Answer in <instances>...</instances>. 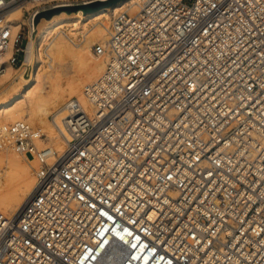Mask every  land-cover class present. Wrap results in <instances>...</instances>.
I'll return each instance as SVG.
<instances>
[{"label":"built area","instance_id":"2783aa9c","mask_svg":"<svg viewBox=\"0 0 264 264\" xmlns=\"http://www.w3.org/2000/svg\"><path fill=\"white\" fill-rule=\"evenodd\" d=\"M95 1L0 0V75L25 67L39 13ZM92 51L109 63L91 109L65 105L61 152L28 121L0 131L39 162L0 211V264H264V0H143Z\"/></svg>","mask_w":264,"mask_h":264},{"label":"bare ground","instance_id":"6f19581e","mask_svg":"<svg viewBox=\"0 0 264 264\" xmlns=\"http://www.w3.org/2000/svg\"><path fill=\"white\" fill-rule=\"evenodd\" d=\"M142 1L123 0L88 14L82 9L73 12L62 10L50 18L43 17L38 23L36 38L29 44L28 66L21 75L25 86L20 87L21 92H18L14 82L4 88L6 94L0 101V131L6 124L28 120L40 125L48 134V143L61 152L64 149V139L58 133L57 124L61 126L65 105L76 97L91 109L85 90L90 82L93 83L106 72L109 63L107 56L93 54V44L107 42L109 21L115 13L126 10L132 14L138 13ZM30 7L31 4L26 5V8ZM23 14L24 9L17 8L9 17L14 34L20 29L21 23L26 21ZM81 34H86L83 42H76L71 38L78 39ZM45 45L46 58L42 53ZM11 52L12 46L7 52L6 60ZM37 55L40 63L47 62L49 67L43 68L40 64L36 66L34 61ZM14 73V66L7 62L5 71L0 75V86L10 80ZM50 115L54 119L51 120ZM39 144L44 146L43 141ZM19 155L10 147L0 148V211L9 215H14L23 208L36 187L29 165L31 163L27 164ZM34 165L39 168L36 159Z\"/></svg>","mask_w":264,"mask_h":264},{"label":"rangeland","instance_id":"374dc122","mask_svg":"<svg viewBox=\"0 0 264 264\" xmlns=\"http://www.w3.org/2000/svg\"><path fill=\"white\" fill-rule=\"evenodd\" d=\"M120 3V2H119ZM62 10H66V9H61V11ZM66 11H68V10H66ZM97 11V10H96ZM95 11V12H96ZM60 11H54L53 12V16L55 15V14H58ZM109 22H111V21H109ZM108 22V23H109ZM46 49H47V46L45 45V48H43V51H42V53H43V56H44V53L46 52ZM45 50V51H44ZM93 52V51H92ZM94 54V53H93ZM44 58H46L45 56H44ZM35 62V65L36 66H38V64H40V66H42L43 65V68L44 67H49V63H47V62H45V63H40V57H38V55H37V57H36V60L34 61ZM28 66V64H26L25 65V67L24 68H21V69H18L17 67H14L15 68V73H14V75H13V77L10 79V80H8L4 85H2V86H0V101H1V99L4 97V95L6 94V91H4V88H5V86H7L8 84H10L11 82H14V84H15V87L18 89V92H21V90H20V87L21 86H25V84H22V77H21V75H22V72L25 70V68ZM71 76L73 75V73L72 74H70ZM67 78H65V80H66ZM90 83H92V82H90ZM89 83V84H90ZM28 90V88H26L25 89V91H27ZM76 98V97H75ZM74 99V98H73ZM49 118L52 120V119H54V117L52 116V115H50L49 116ZM26 121H28V120H26ZM30 124H32L33 126H35V127H38V128H41V126L40 125H38V124H33L32 122H30V121H28ZM42 130H43V128H41ZM22 159H24V161L27 163V164H29V163H31V164H29L30 165V167H31V171H32V176H33V178L35 177V171L37 170V168L38 167H36L35 165H34V162H35V159H32V158H30V157H28V158H26V157H24V156H22V155H19ZM3 212V211H2ZM4 213H6V212H4ZM8 214V213H7Z\"/></svg>","mask_w":264,"mask_h":264},{"label":"water","instance_id":"95a60500","mask_svg":"<svg viewBox=\"0 0 264 264\" xmlns=\"http://www.w3.org/2000/svg\"><path fill=\"white\" fill-rule=\"evenodd\" d=\"M123 0H104V1H95L89 4H84V5H75V6H70L69 10L70 12L73 11H77L79 9H82L86 14L94 12L96 10H98L99 8L103 7V6H113L119 2H121ZM58 11H61V9H58ZM53 16V12L48 13V12H41L37 15L36 19H35V23L38 24L40 19H42L43 17H47L50 18Z\"/></svg>","mask_w":264,"mask_h":264}]
</instances>
